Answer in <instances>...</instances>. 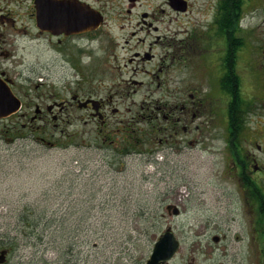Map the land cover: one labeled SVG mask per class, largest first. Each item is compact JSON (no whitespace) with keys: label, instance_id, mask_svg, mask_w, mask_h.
<instances>
[{"label":"rangeland","instance_id":"obj_1","mask_svg":"<svg viewBox=\"0 0 264 264\" xmlns=\"http://www.w3.org/2000/svg\"><path fill=\"white\" fill-rule=\"evenodd\" d=\"M263 19L264 12H258L245 21L261 39L264 29L252 26L262 25ZM35 42L31 49L37 57L35 76L32 84L22 85L35 95L34 101H26L19 117L0 121V250L3 240L16 237L6 264H145L169 226L181 248L168 264H264V224L257 227L256 210L249 213L242 208L244 199L234 177L225 178L231 164L223 158V139L215 128L211 140L205 135L208 144L168 158L160 146L154 153L125 154L124 135L114 124L116 145L103 144L97 133L99 121L85 125L82 118L86 120L87 113L78 108L72 110L68 123L61 121L58 127L51 118L31 123L35 103L45 108L79 88L63 84L62 75L72 70L49 68L46 43ZM166 51L169 57L173 47L160 46V54ZM249 55L248 64L254 60L251 51ZM122 57L121 53L119 62L111 59L99 66L94 84L82 86L85 94L80 92L112 97L121 112L115 124L133 116L131 107L147 115V104L145 109L143 105L151 94L149 86L136 88L137 92L121 86L122 77L128 79L132 74L115 68L118 63L123 65ZM262 57L260 52L256 62ZM176 72L169 82L171 90L182 84ZM209 76L216 81L220 71ZM40 81L45 84L39 86ZM256 106L259 109L251 113L242 134L244 139L253 135V142L263 147L259 151L253 145L263 167L257 178L264 186V102ZM24 113L30 115L23 117ZM109 116L116 115L109 109ZM221 120L214 127H222ZM88 131H93V137ZM151 136L158 142L155 133ZM152 143L146 144L150 147ZM169 204L180 207L179 216L169 214ZM24 215L29 220H22ZM33 227H38L34 233ZM216 235L219 243L213 241Z\"/></svg>","mask_w":264,"mask_h":264},{"label":"flooded vegetation","instance_id":"obj_2","mask_svg":"<svg viewBox=\"0 0 264 264\" xmlns=\"http://www.w3.org/2000/svg\"><path fill=\"white\" fill-rule=\"evenodd\" d=\"M258 12H264V0H0V88L8 86L22 100L23 108L27 100L34 101L35 95L22 85L32 84L37 57L31 49L35 41L42 40L50 54L47 66L71 69L62 75L63 84L79 88L45 108L35 103L31 123L51 118L58 127L61 121L68 123L70 113L78 108L87 113V119L82 118L85 125L99 121L97 133L103 144L116 145L111 130L114 124L124 135L125 148L138 144L150 152L160 146L168 158L172 153L208 144L205 135L211 140L215 128L223 139V158L231 164L225 178L234 177L244 199L242 208L249 213L259 212L261 191L257 185L261 181L257 176L263 167L253 145L259 151L263 147L253 142V135L244 139L242 134L251 113L259 109L256 103L264 102L258 99L264 96V30L261 39L245 26V21L255 18ZM85 13L101 19L97 28L77 32L68 23L62 28L54 23L64 21L70 14ZM42 20L47 22L45 26L40 24ZM252 27L264 29V19L262 25ZM160 46L173 47V52L169 57L167 51L160 54ZM249 51L254 59L250 64ZM260 52L263 57L256 62ZM121 53L124 63L115 68L132 72L128 79L122 77L121 86L133 88L134 92L149 86L151 94L143 105L145 109L147 104V115L131 107L133 116L127 115L126 121L115 124L121 112L112 97L92 92L84 96L80 92L84 93L82 86L94 84L99 66L111 59L119 62ZM218 70L220 76L214 81L209 75ZM175 71L182 84L171 90L169 82ZM40 82L39 86L45 84ZM90 100L98 101V109ZM109 109L116 115L114 118H110ZM21 111L0 121L19 117ZM29 115L24 113L23 117ZM218 117L222 119L220 128L214 127ZM142 124L144 128H140ZM232 126L235 134L231 133ZM85 133L93 137V131ZM154 133L158 142L151 136ZM147 142L152 146L148 147ZM256 224L258 227L259 220Z\"/></svg>","mask_w":264,"mask_h":264},{"label":"water","instance_id":"obj_3","mask_svg":"<svg viewBox=\"0 0 264 264\" xmlns=\"http://www.w3.org/2000/svg\"><path fill=\"white\" fill-rule=\"evenodd\" d=\"M100 22L101 19L95 18L94 16H90L85 13L80 14L79 16H73L72 14H70L64 21H55L54 23L59 24L60 26L62 24L68 23L71 30L83 32L97 28ZM40 24L42 26H45L47 22L45 20H42L40 21ZM90 102L94 104L95 109H98L96 104L98 103V101L91 100ZM21 106V100L12 93L11 89L8 86H6L5 89L0 88V119L11 116L15 112H17L21 108ZM168 210L171 215H178L180 213L179 208L175 205H169ZM214 240L218 242L219 237H215ZM179 246V241L173 233L172 228L169 227L166 232L161 237H159L154 246L153 253L146 264L166 263L177 253V251L179 250ZM7 253V250L1 251L0 264H3L6 261Z\"/></svg>","mask_w":264,"mask_h":264},{"label":"trees","instance_id":"obj_4","mask_svg":"<svg viewBox=\"0 0 264 264\" xmlns=\"http://www.w3.org/2000/svg\"><path fill=\"white\" fill-rule=\"evenodd\" d=\"M231 133L232 134H235L236 133V130H234V127L232 126L231 127ZM257 186H259V185H257ZM261 191V190H260ZM258 200H259V202L261 203L260 205H261V207H260V209H259V212H258V214H259V216H260V218H261V220L259 221V223L261 224V222H262V224H264V203H263V201H262V196H260V197H258ZM39 219H41V217H39L38 218V221H40ZM22 220H29V217L27 216V215H24L23 217H22ZM31 227V226H30ZM34 228V227H33ZM38 227H36V228H34V229H32L31 231H32V233H34L35 232V230L37 229ZM34 231V232H33ZM10 239L9 240H3L2 241V249H4V248H8L9 250H10V253L15 249V246H16V242H14V240H16V237H9Z\"/></svg>","mask_w":264,"mask_h":264},{"label":"bare ground","instance_id":"obj_5","mask_svg":"<svg viewBox=\"0 0 264 264\" xmlns=\"http://www.w3.org/2000/svg\"><path fill=\"white\" fill-rule=\"evenodd\" d=\"M44 228H47L46 226H44Z\"/></svg>","mask_w":264,"mask_h":264}]
</instances>
